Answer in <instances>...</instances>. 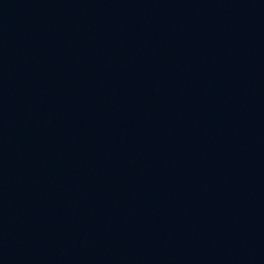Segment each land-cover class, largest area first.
<instances>
[{"label":"water","instance_id":"water-1","mask_svg":"<svg viewBox=\"0 0 264 264\" xmlns=\"http://www.w3.org/2000/svg\"><path fill=\"white\" fill-rule=\"evenodd\" d=\"M0 264H264V0H0Z\"/></svg>","mask_w":264,"mask_h":264}]
</instances>
